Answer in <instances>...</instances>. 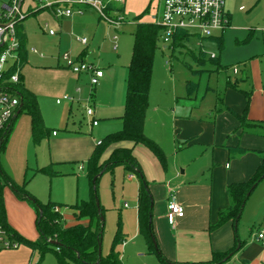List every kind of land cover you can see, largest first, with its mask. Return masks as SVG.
<instances>
[{
	"label": "crops",
	"instance_id": "crops-1",
	"mask_svg": "<svg viewBox=\"0 0 264 264\" xmlns=\"http://www.w3.org/2000/svg\"><path fill=\"white\" fill-rule=\"evenodd\" d=\"M25 1L23 10L28 14L40 8L36 6V2L56 3L60 0H28L27 4ZM126 4L127 0L122 7H116L124 9L127 17ZM228 4L229 0H226L230 26L225 31L233 25V14ZM162 5L163 1L158 11L152 14V21L141 20V22L156 24ZM74 9H82L83 13L58 19L50 9H45L31 16L37 17L48 11L56 20L59 33L53 35L49 33L52 41L48 45L34 41L35 34L25 27V22L31 17H27L19 26L21 35L26 41L27 52V63L22 68L23 83L25 88L37 97L44 126L48 130L43 141L36 146L33 143L32 119L27 113H19L12 124L6 149L0 154V163L13 181L21 186L24 185L29 171H33L34 176L44 175L37 171L52 167L59 173L53 177L57 178L64 175L62 174L64 169H67L64 171L68 173L69 170L74 172L76 168L81 170L80 164H85L87 167L88 161L98 147V142L123 128L127 79L132 54L131 58L126 57L122 60L119 52L122 30L104 22L99 15H96L97 12L88 6H77ZM243 10V7H240V11ZM50 18L48 17V20H51ZM48 27L47 23L45 29L47 30ZM134 29L136 30V22ZM225 31L222 33L224 34ZM134 33L132 34L133 45ZM80 37L88 39L87 45L79 41ZM31 46L32 49L28 50L27 47ZM33 46L39 47L44 54L39 55ZM96 49L109 52L113 49L117 56L111 52L106 57L102 66L108 64L110 69L105 72L103 67L101 68L104 71V77L98 86L93 87L91 74L73 73L63 61L61 54L69 52L75 62L82 60L95 62L94 50ZM118 64L120 69H117ZM263 73L262 65L257 60L245 63L242 75L244 83L240 85L237 79L235 82L228 81L231 84L236 83V88L228 86L227 82L224 92L225 102L239 115H242L246 108V98L237 91H245L249 94L247 121L260 123L258 126H246L241 130L235 113L232 115L229 112H222L214 119L211 114L206 115L207 119L202 117L196 120L190 119L188 113H183L179 108L180 99L177 97L178 112L169 113L171 127L168 128L166 120L161 130L154 133L148 127L149 109L147 112L144 130L147 137L163 151L165 156L163 163L148 147L142 144L135 145L132 142L112 145L103 155L102 161H106L116 148L133 150L154 198L152 222L156 241L163 256L173 264L208 263L212 261L214 253H226L234 249L238 242H240V249L230 260L221 264H264V244L254 238L256 233L264 231V181L258 185L245 206L247 208L250 204L249 223L253 224L251 239L238 236V225L234 226L232 222L210 230V227L218 222L220 211L230 206L229 186L248 181L262 163L261 152H264ZM233 94H237L238 103L233 104L231 99ZM65 95L71 96L74 101L58 104L57 100ZM87 107L94 109L93 118L87 116ZM154 112L167 118L160 108H156ZM82 115L89 120L86 125L81 120ZM93 120L98 121L97 126L92 125ZM129 177V182L139 181L137 207L132 215L135 229L131 239L136 241L142 236L139 231L138 213L141 182L135 174L133 178ZM260 186L261 189H259ZM171 194L176 195L178 202L184 208V216L177 219L173 225L167 220L168 200ZM7 200L8 203L20 205L9 186L3 189L7 222L22 237L36 241L39 235L29 237L23 232L16 216L6 205ZM125 208L129 209L130 206L125 204ZM245 208L244 211H246ZM62 212L67 226L79 223L77 211L65 207ZM81 222L88 224L89 220L84 219ZM125 231L126 229L122 232L123 236L129 237L130 233ZM20 248L7 251L15 252L8 253L6 258H0L2 259L0 264H30L34 252L26 246H20ZM3 254L7 253L0 251V257Z\"/></svg>",
	"mask_w": 264,
	"mask_h": 264
},
{
	"label": "rangeland",
	"instance_id": "rangeland-1",
	"mask_svg": "<svg viewBox=\"0 0 264 264\" xmlns=\"http://www.w3.org/2000/svg\"><path fill=\"white\" fill-rule=\"evenodd\" d=\"M6 1L8 0H0V4ZM162 1L127 0V17L125 14L123 15L126 23L118 27L119 30H122L120 31L122 41L119 45L122 60L126 57L131 58L135 18L139 17L147 22L152 21V14L158 11ZM25 3L27 4L28 0ZM35 4L41 8L48 3L41 1ZM227 6H229L233 14L232 27L225 31L224 34L215 32L213 38L203 40V48L198 46L201 40L196 36L192 37L184 48H176L175 51L172 50V47L164 45L161 41L159 45L160 49L157 51L155 57L150 108L147 117L148 127L154 133L161 130V126L165 124L166 120L168 128L171 127L169 113H172V111L178 112L179 108L183 113H188L190 119L195 120L201 117L207 119L206 115L209 116V114L214 119L222 112H229L234 115L236 112L230 109L227 102H225L226 95L224 92L227 82H235L237 79L238 83L242 85L244 83L242 81L244 64L253 60L261 63L264 71V0H229ZM240 7H243L244 10L240 11ZM72 10L74 14L78 11L77 9ZM96 15L98 14L96 13ZM48 17H51V20H48ZM55 21L54 17L46 11L37 17L29 18L25 22V27L35 34L33 36L34 41L48 45L52 41L49 38L51 37L49 33L51 31L59 33L57 28L59 26ZM47 23L49 27L46 30L45 25ZM250 33L252 37L247 40ZM221 37L224 39L223 50L219 49L218 42L215 40ZM79 39H83V37ZM30 48L32 49V46L27 47L28 50ZM33 48L37 49L39 55L44 54L39 47L33 46ZM110 51L117 56L113 49ZM111 52L96 49L94 50L95 62L88 61V63L93 64L100 70L103 67V70L107 72L110 69V65L104 64L102 66V63ZM200 52H204L206 56V63L201 65L197 62ZM65 55H69L70 59L74 61L69 52H63L61 56L66 65L67 62L64 60ZM213 56L219 59L223 69L218 71V68L208 60ZM77 63L75 62L74 64ZM119 65H117V69H120ZM235 67L240 70L236 75L233 72ZM189 84L195 87V90L191 94L189 92ZM237 92L246 98L247 104L245 91ZM236 95L233 94L231 98L233 104L234 102L238 103ZM177 97L180 99L179 108L176 104ZM156 108H160L167 115V118L165 119L161 114L158 115V113L154 112ZM81 120L85 122V125L89 122L88 118H84L83 115L81 116ZM1 157L3 156L1 155ZM79 167L82 169L76 168L74 172L68 169V173H65L64 170L67 169H64L62 171L63 176L53 178L52 180L45 175L34 176L33 171H29L26 177L28 181L27 191L42 204L60 202L74 205L76 202L81 201L90 202L93 199V192L87 175V167L85 164H80ZM130 174L131 172L127 168L120 166L116 167L114 172H106L100 178L98 200L100 206L104 209L105 223L102 255L105 257L109 254L114 236L118 231L119 224H121L122 232L126 229L130 233L129 237L123 236L125 241L121 242L117 247V252L121 256L122 263L160 264V260L156 255L149 254L147 243L142 236L136 241H132L131 239L135 229L132 215L134 209L137 207L139 181L129 182L128 177ZM259 189H261V186ZM12 193L20 205L8 203L7 200L6 205L10 212L14 213L17 222L21 224L22 230L27 236L39 235L35 221L37 217L35 208L28 200L20 199L13 190ZM125 204H128L130 208L126 209ZM249 206L250 204L245 208L246 211H244L238 224V236L242 238L245 236L246 239L252 238L251 228L253 224L249 223L251 219L248 214ZM0 251L7 253L1 255L0 258H6L5 256L8 253L11 252L12 254L15 252H7L9 250L3 249H0ZM30 264H58V262L52 252L47 253L42 260L39 253L34 252Z\"/></svg>",
	"mask_w": 264,
	"mask_h": 264
},
{
	"label": "trees",
	"instance_id": "trees-1",
	"mask_svg": "<svg viewBox=\"0 0 264 264\" xmlns=\"http://www.w3.org/2000/svg\"><path fill=\"white\" fill-rule=\"evenodd\" d=\"M45 9L48 8L42 7L30 11L26 18ZM109 11L110 13H124V9L118 8L115 5H110ZM141 20L142 18H135L136 30L134 33L133 52L127 79V96L125 114L123 116V128L103 139L102 144L97 147L87 164V175L93 192L92 201H81L74 205H63L52 202L42 204L28 193L27 180L22 186L16 184L0 163V224L6 229L10 239L17 241L21 246L30 248L33 252H38L41 260L47 253L52 252L58 264H123L121 256L117 252L118 245L124 241L121 224H119L118 231L114 236L109 254L105 257L103 255L100 257L99 255V247L102 244L105 223L101 221V216H104V209L101 206L100 208L97 207L96 200L98 199V184L100 178L106 172H114L116 167L124 166L132 174L138 176L141 182L138 197L139 231L148 245L149 254L156 255L160 260V264H173L163 256L157 241V244L155 243L156 237L152 222L154 198L143 171L133 154V150L128 148H116L111 152L106 161H102L104 153L112 145L121 142H132L135 145L142 144L148 147L162 163L165 159L163 151L154 141L147 137L144 130L150 105V90L155 57L157 51L160 49L159 45L162 41L163 30L157 24L143 23ZM19 26V54L20 64L23 68L27 63L26 41L21 35ZM194 36H196L194 33L179 30L174 37L172 50L175 51L176 48H184ZM251 37L252 34L249 35L247 40ZM215 40L218 42L219 49L223 50V37L216 38ZM208 60L218 68V71L223 69L221 62L216 57H210ZM197 62L200 65L206 63L204 52H200ZM228 86L236 88V83L231 84V82H228ZM188 87L191 94L195 90V87L192 84H189ZM17 94L22 104L20 113H27L32 119L33 143L37 146L48 134V130L44 126L37 97L25 88L23 76H21V83L18 85ZM246 97L247 104L243 114L239 115L235 113L236 118L240 122L241 130L246 126H258L260 124L249 123L247 121L250 95L246 93ZM11 128L12 126L4 138L0 154L6 149ZM261 154L262 163L254 175L246 182L229 186L228 194L230 197V206L226 210L220 211L218 222L211 226L210 230L217 229L228 222L234 223V226L239 224L249 197L256 190L258 185L264 181V152H261ZM37 172L50 178L56 177L59 174L54 171L52 167H45L39 169ZM7 186H9L20 199L28 200L35 208L37 212L36 224L39 232V238L36 241H31L22 237L9 226L3 203V189ZM65 207L78 212V224L73 226L66 225L62 212V209ZM84 219H88L89 223H82L81 220ZM51 241H56L59 245H53ZM239 243L240 242L237 243L234 249L226 253H214L212 261L205 264H221L224 261L230 260L237 252Z\"/></svg>",
	"mask_w": 264,
	"mask_h": 264
},
{
	"label": "built area",
	"instance_id": "built-area-1",
	"mask_svg": "<svg viewBox=\"0 0 264 264\" xmlns=\"http://www.w3.org/2000/svg\"><path fill=\"white\" fill-rule=\"evenodd\" d=\"M23 2L24 0H9L0 4V149L21 108V101L17 94L22 76L18 26L27 16V12L23 10ZM125 3L126 0H60L43 7L50 9L56 18L63 19L72 17L74 14L72 9L75 7L88 6L95 10L102 20L118 28L126 23L124 13H110L109 7L110 5L122 7ZM77 13L82 14L83 10L78 9ZM156 24L163 30L162 43L164 45L172 47L176 33L184 30L200 38L198 46L203 48V40L213 38L215 32H224L230 26V20L226 11V0H163ZM50 34L53 35L54 32L51 31ZM79 41L83 45L88 43L86 38L79 39ZM64 60L73 73L91 74L93 87L98 86L104 77L102 70L86 61L82 60L74 64L75 62L70 59L69 55H65ZM233 72L237 74L239 69L235 67ZM73 101L71 96L65 95L59 98L57 103ZM86 113L88 117L93 118L94 109L87 107ZM92 125L97 126L98 121L93 120ZM101 144L102 141H99L98 146ZM133 177L134 174H131L129 178ZM183 216V206L178 202L176 195L171 194L168 200V222L173 225ZM254 238L264 244V231L256 233ZM20 246V243L10 239L6 229L0 224V248L17 250Z\"/></svg>",
	"mask_w": 264,
	"mask_h": 264
},
{
	"label": "water",
	"instance_id": "water-1",
	"mask_svg": "<svg viewBox=\"0 0 264 264\" xmlns=\"http://www.w3.org/2000/svg\"><path fill=\"white\" fill-rule=\"evenodd\" d=\"M21 108H22V104H21ZM19 113H20V111H19ZM18 114H17V116H18ZM17 116L15 117V119L17 118ZM96 205H97L98 208H100V203H99V200L98 199L96 200ZM101 221L104 222V216H101ZM155 243H156V239H155ZM51 244L56 245V246L59 245V243H57L56 241H51ZM239 249H240V245L238 246L237 250H239ZM99 255H100V257L102 256V244L99 247Z\"/></svg>",
	"mask_w": 264,
	"mask_h": 264
}]
</instances>
